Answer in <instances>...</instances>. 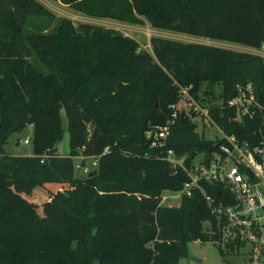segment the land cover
Returning a JSON list of instances; mask_svg holds the SVG:
<instances>
[{
	"label": "trees",
	"instance_id": "1",
	"mask_svg": "<svg viewBox=\"0 0 264 264\" xmlns=\"http://www.w3.org/2000/svg\"><path fill=\"white\" fill-rule=\"evenodd\" d=\"M57 1L91 17L143 18L155 28L253 49L264 44V0ZM149 46L150 53L116 30L73 25L37 0H0V264H178L188 241L216 237L205 231L204 221L214 227L216 219L199 190L176 206L160 204L161 191L186 179L170 172L164 150L192 156L218 141L203 138L190 115L176 110L172 117L170 106L178 85L202 102L225 101L247 84L264 106V58L159 36ZM60 110L65 156L54 148ZM209 114L240 138L255 125L231 121L233 110L223 106ZM168 120L164 145L151 147L145 130ZM27 125L31 155L7 154L8 136ZM75 157L79 166L93 158L95 173L76 176ZM199 185L220 199L215 183Z\"/></svg>",
	"mask_w": 264,
	"mask_h": 264
},
{
	"label": "built area",
	"instance_id": "2",
	"mask_svg": "<svg viewBox=\"0 0 264 264\" xmlns=\"http://www.w3.org/2000/svg\"><path fill=\"white\" fill-rule=\"evenodd\" d=\"M188 89V86L178 85V96L187 105V112L177 110L174 104L170 106L173 109L171 116H175L176 110L190 115L197 124L196 129L200 128V135L209 132L213 138L208 139L218 141L215 149L195 152L192 156L176 155L170 148L164 150L163 159L170 172L180 171L186 178L175 192L180 198L189 196L194 189L199 190L210 214L216 219L214 227L204 221L207 234L216 235L212 242L224 249L225 245L232 244V252L246 247L247 264H264V106L254 98L249 84L237 87L236 94L225 101L219 97L207 100L203 105ZM221 106L233 110L231 121H255L246 137L227 134L215 123L209 109ZM171 123L172 120H168L145 130L144 137L151 147L164 145ZM28 141L27 137L22 139L23 143ZM81 170L87 171L83 166ZM203 181L215 183L220 188V199L203 190L199 185ZM219 192L217 190L216 194Z\"/></svg>",
	"mask_w": 264,
	"mask_h": 264
},
{
	"label": "rangeland",
	"instance_id": "3",
	"mask_svg": "<svg viewBox=\"0 0 264 264\" xmlns=\"http://www.w3.org/2000/svg\"><path fill=\"white\" fill-rule=\"evenodd\" d=\"M37 1L44 5L56 18H67L72 22L73 25L92 24L101 26L103 28L116 30L121 34L134 39L137 42L139 49L146 50L149 53V38L151 36H159L183 42L209 44L213 46L230 48L237 51H247L253 53L259 52L258 50H254L249 46H245L239 43L228 42L219 39H209L201 36L151 27L143 18H141V23L131 24L110 18L91 17L75 11L67 5L59 3L57 0ZM31 25L34 26L33 23ZM259 50L261 53H264V47L261 46ZM205 101L206 100L202 101L201 105H203ZM175 105V108L177 110H183L186 112L188 110L187 105L181 99H179ZM60 118L62 126V136L60 140L56 142L54 148L56 153L65 156L68 154V132L66 129V120L62 110H60ZM196 131L200 132V128L197 127ZM31 132V126L27 125L22 130L11 133L3 146L5 152L10 155H31ZM25 137L29 139L27 143L22 142V139ZM203 138L208 139L213 138V136L209 132H203ZM79 160L80 159L78 157L72 159L74 174L76 176H83V174H86L87 172L89 173L94 170L92 169L95 166L93 158H84V164L82 166L87 170L86 173L82 172V166L77 167L79 165ZM20 186L21 185L11 184L10 189H12L13 191H19L21 189ZM160 198V204L164 206H176L178 205L180 199L175 191L170 190L161 191ZM203 225L205 226L204 223ZM217 246L218 245L216 243L208 240L204 242L197 240L188 241L186 243V255L178 259V264H247L246 247H240L233 252L232 250L229 252H225L224 247L220 245L222 252L221 253Z\"/></svg>",
	"mask_w": 264,
	"mask_h": 264
},
{
	"label": "crops",
	"instance_id": "4",
	"mask_svg": "<svg viewBox=\"0 0 264 264\" xmlns=\"http://www.w3.org/2000/svg\"><path fill=\"white\" fill-rule=\"evenodd\" d=\"M262 47H264V44L262 45ZM254 50H258L259 52L257 54H259L260 56H262L264 58V53H261L259 49H254ZM58 155H60V154H58ZM75 158H77V157H75Z\"/></svg>",
	"mask_w": 264,
	"mask_h": 264
},
{
	"label": "water",
	"instance_id": "5",
	"mask_svg": "<svg viewBox=\"0 0 264 264\" xmlns=\"http://www.w3.org/2000/svg\"><path fill=\"white\" fill-rule=\"evenodd\" d=\"M180 116H181V117L184 116V113H183L182 111L180 112ZM93 173H95L94 170H92L91 172L87 173V176H89L90 174H93Z\"/></svg>",
	"mask_w": 264,
	"mask_h": 264
}]
</instances>
